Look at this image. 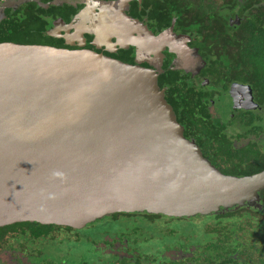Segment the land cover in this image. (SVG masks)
I'll return each mask as SVG.
<instances>
[{"label":"flooded vegetation","instance_id":"obj_1","mask_svg":"<svg viewBox=\"0 0 264 264\" xmlns=\"http://www.w3.org/2000/svg\"><path fill=\"white\" fill-rule=\"evenodd\" d=\"M35 13L56 47L154 71L185 134L221 172H264V0H0V38L2 25ZM258 193L208 215L5 225L0 264H264V187Z\"/></svg>","mask_w":264,"mask_h":264},{"label":"water","instance_id":"obj_2","mask_svg":"<svg viewBox=\"0 0 264 264\" xmlns=\"http://www.w3.org/2000/svg\"><path fill=\"white\" fill-rule=\"evenodd\" d=\"M184 130L150 69L1 42L0 227L80 228L116 212L190 217L258 199L264 172H221Z\"/></svg>","mask_w":264,"mask_h":264},{"label":"trees","instance_id":"obj_3","mask_svg":"<svg viewBox=\"0 0 264 264\" xmlns=\"http://www.w3.org/2000/svg\"><path fill=\"white\" fill-rule=\"evenodd\" d=\"M26 24L22 25L12 21L8 25H2L4 27L3 36L0 38L2 40H11L13 42L18 43H26V44H53V40H57L54 36H50L46 33V21L42 18L41 14L35 13V17L25 21ZM178 119V118H177ZM179 121V120H178ZM180 122V121H179ZM182 124V123H181ZM185 134V132H184ZM187 137V135L185 134ZM188 138V137H187ZM223 173L229 174L228 170L222 169ZM241 174V173H240ZM225 210V209H224ZM238 212H245L244 210H237ZM222 217V215H219ZM248 221V219H246ZM38 226H42L40 223H34ZM43 226H50V225H43Z\"/></svg>","mask_w":264,"mask_h":264},{"label":"rangeland","instance_id":"obj_4","mask_svg":"<svg viewBox=\"0 0 264 264\" xmlns=\"http://www.w3.org/2000/svg\"><path fill=\"white\" fill-rule=\"evenodd\" d=\"M206 219H209V217H205L203 220H206ZM196 220V219H195ZM183 222H186L187 224H192L193 222H194V219L191 221H183ZM189 222V223H188ZM176 222H174V223H171V227H173V228H178L179 226H181V225H178V226H176ZM187 224H185V225H187ZM184 225V226H185Z\"/></svg>","mask_w":264,"mask_h":264}]
</instances>
